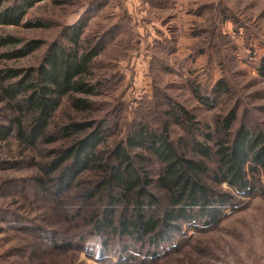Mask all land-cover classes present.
I'll list each match as a JSON object with an SVG mask.
<instances>
[{
    "label": "trees",
    "instance_id": "16d2710c",
    "mask_svg": "<svg viewBox=\"0 0 264 264\" xmlns=\"http://www.w3.org/2000/svg\"><path fill=\"white\" fill-rule=\"evenodd\" d=\"M43 1L0 0V28L41 27L23 20ZM147 1L166 8L174 0ZM87 23L83 18L64 29L36 67L0 68V144L14 143L17 154L0 156V171L33 166L36 171L6 191L31 188L63 217L52 229L47 222L0 211V223L22 235L20 246L9 251L30 263L64 257L70 264V257L96 244L102 255H119L117 264H166L183 246L184 226L205 231L225 217V209L235 211L243 201L264 196V133L244 125L232 133L236 117L230 111L216 119L213 134H201L200 140L193 114L169 99L167 118L158 129L133 124L109 151L101 147L116 133L117 123L69 120L56 125L54 116L64 100L72 112L88 113L94 109L90 97L110 84L107 78L92 82L87 76L118 29L88 38L85 45ZM42 45L0 36V49H7L0 59L25 58ZM257 73L264 80V59ZM227 92L222 81L208 94L191 87L196 101L209 109ZM173 126L184 128L187 137H176ZM59 142L64 145L54 147ZM42 150L45 162L25 158V152ZM223 184L228 192L219 189Z\"/></svg>",
    "mask_w": 264,
    "mask_h": 264
},
{
    "label": "rangeland",
    "instance_id": "374dc122",
    "mask_svg": "<svg viewBox=\"0 0 264 264\" xmlns=\"http://www.w3.org/2000/svg\"><path fill=\"white\" fill-rule=\"evenodd\" d=\"M8 4L14 0H7ZM151 1V0H150ZM174 0L166 8L151 7L147 0H46L34 5L24 22L41 27H1L0 36L21 41L40 40L43 45L18 60L0 59V68L36 67L47 47L59 40L64 29L87 18L82 43L109 32L117 34L91 66L90 81L107 78L109 87L90 97L93 110L72 112L67 102L55 113L54 123L107 119L117 123L116 133L101 149L109 151L133 124L158 129L169 106L167 100L191 112L195 136L213 134L215 121L234 111L232 133L244 125L264 133V80L257 68L264 59V0ZM7 49H0V53ZM222 81L228 92L209 109L196 101L191 87L208 94ZM0 104V114L3 113ZM176 137L186 136L172 127ZM59 142L56 148L62 147ZM47 148H44L45 150ZM50 148H48L49 150ZM25 152L27 160L45 162L44 151ZM27 153V154H26ZM16 154L13 145L0 144V156ZM17 155V154H16ZM34 167V166H33ZM0 171V211L15 212L28 220L47 222L54 229L63 221L57 206L31 188L7 192L13 181L36 175L35 168ZM227 191L225 184L221 188ZM228 192V191H227ZM217 225L202 232L184 226L183 246L166 264H264V196L243 201L235 211L225 209ZM22 235L0 223V264H67L64 257L30 263L11 256ZM124 257L128 255L123 253ZM69 257V256H68ZM119 255H102L101 248L86 245L70 264H117ZM122 258V257H121Z\"/></svg>",
    "mask_w": 264,
    "mask_h": 264
},
{
    "label": "crops",
    "instance_id": "0c3cea01",
    "mask_svg": "<svg viewBox=\"0 0 264 264\" xmlns=\"http://www.w3.org/2000/svg\"><path fill=\"white\" fill-rule=\"evenodd\" d=\"M188 1H191V0H185L184 2H186V3H187Z\"/></svg>",
    "mask_w": 264,
    "mask_h": 264
}]
</instances>
